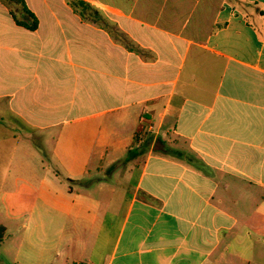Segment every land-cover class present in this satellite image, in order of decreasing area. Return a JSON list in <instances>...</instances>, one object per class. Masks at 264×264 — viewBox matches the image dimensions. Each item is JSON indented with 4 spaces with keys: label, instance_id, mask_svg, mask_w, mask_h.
Listing matches in <instances>:
<instances>
[{
    "label": "crops",
    "instance_id": "crops-1",
    "mask_svg": "<svg viewBox=\"0 0 264 264\" xmlns=\"http://www.w3.org/2000/svg\"><path fill=\"white\" fill-rule=\"evenodd\" d=\"M22 1L0 264H264V0Z\"/></svg>",
    "mask_w": 264,
    "mask_h": 264
},
{
    "label": "trees",
    "instance_id": "trees-1",
    "mask_svg": "<svg viewBox=\"0 0 264 264\" xmlns=\"http://www.w3.org/2000/svg\"><path fill=\"white\" fill-rule=\"evenodd\" d=\"M15 2H17L19 4H23V7H24L25 11L28 13V15L35 20L33 25H28L26 22H20V21H17V23L21 26L29 28L30 30H36L38 27V22H37L36 16L27 9L26 4L22 0H15Z\"/></svg>",
    "mask_w": 264,
    "mask_h": 264
},
{
    "label": "rangeland",
    "instance_id": "rangeland-1",
    "mask_svg": "<svg viewBox=\"0 0 264 264\" xmlns=\"http://www.w3.org/2000/svg\"><path fill=\"white\" fill-rule=\"evenodd\" d=\"M11 4H12V2L11 1H13V2H15V0H8Z\"/></svg>",
    "mask_w": 264,
    "mask_h": 264
},
{
    "label": "built area",
    "instance_id": "built-area-1",
    "mask_svg": "<svg viewBox=\"0 0 264 264\" xmlns=\"http://www.w3.org/2000/svg\"><path fill=\"white\" fill-rule=\"evenodd\" d=\"M143 139H141L140 141H142Z\"/></svg>",
    "mask_w": 264,
    "mask_h": 264
}]
</instances>
